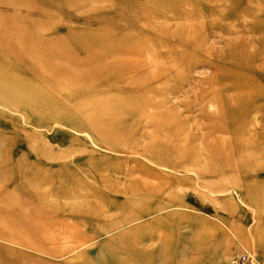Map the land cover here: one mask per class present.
I'll return each mask as SVG.
<instances>
[{
	"label": "rangeland",
	"instance_id": "374dc122",
	"mask_svg": "<svg viewBox=\"0 0 264 264\" xmlns=\"http://www.w3.org/2000/svg\"><path fill=\"white\" fill-rule=\"evenodd\" d=\"M245 250L264 264V0H0V264Z\"/></svg>",
	"mask_w": 264,
	"mask_h": 264
},
{
	"label": "built area",
	"instance_id": "2783aa9c",
	"mask_svg": "<svg viewBox=\"0 0 264 264\" xmlns=\"http://www.w3.org/2000/svg\"><path fill=\"white\" fill-rule=\"evenodd\" d=\"M254 255L251 251L245 250L242 253L234 256L228 264H253Z\"/></svg>",
	"mask_w": 264,
	"mask_h": 264
},
{
	"label": "bare ground",
	"instance_id": "6f19581e",
	"mask_svg": "<svg viewBox=\"0 0 264 264\" xmlns=\"http://www.w3.org/2000/svg\"><path fill=\"white\" fill-rule=\"evenodd\" d=\"M257 99L259 98V99H262L263 98V96H262V94L261 95H258L257 94V97H256ZM256 98H254L255 100H257Z\"/></svg>",
	"mask_w": 264,
	"mask_h": 264
}]
</instances>
